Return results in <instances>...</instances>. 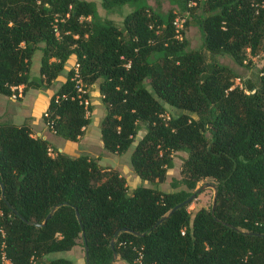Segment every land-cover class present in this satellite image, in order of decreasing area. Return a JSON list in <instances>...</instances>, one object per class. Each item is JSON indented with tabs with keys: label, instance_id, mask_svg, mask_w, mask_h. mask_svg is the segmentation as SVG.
Wrapping results in <instances>:
<instances>
[{
	"label": "trees",
	"instance_id": "trees-1",
	"mask_svg": "<svg viewBox=\"0 0 264 264\" xmlns=\"http://www.w3.org/2000/svg\"><path fill=\"white\" fill-rule=\"evenodd\" d=\"M173 2L178 10L163 12L147 0H101L106 12L128 8L115 22L91 0H0V93L19 97L12 86L28 85L37 49L46 82L73 55L85 87L95 84L104 104L105 150L133 144L134 173L153 183L165 180L173 152L186 154L174 190H129L122 174L94 158L0 123V253L3 246L13 264H72L54 253L78 237L85 264H110L114 251L128 264H264V63L240 86L215 57L242 63L247 48L264 53V0ZM190 23L210 60L189 46ZM72 74L46 110L53 133L76 141L91 105L75 96ZM205 177L215 181L213 210L191 213L189 201L169 213Z\"/></svg>",
	"mask_w": 264,
	"mask_h": 264
},
{
	"label": "rangeland",
	"instance_id": "rangeland-1",
	"mask_svg": "<svg viewBox=\"0 0 264 264\" xmlns=\"http://www.w3.org/2000/svg\"><path fill=\"white\" fill-rule=\"evenodd\" d=\"M94 1L96 8L99 10V13L104 17L111 18L115 22H120L122 18V14L128 10L127 7L121 9V11H111L106 12L101 7V0H91ZM149 4L153 7L158 8L159 10L165 12L168 9L172 8L173 10H178L175 2L173 0H147ZM178 17V16H177ZM185 36L188 39L189 46L191 48L201 49L205 59L210 60V53L208 50L201 47V36L198 30V27L194 23H190L189 26L184 30ZM71 55L65 62L63 68L59 71L58 75L54 79L53 82L41 81L39 79V74L37 70V65L39 64V53L35 51L31 57V64L29 68V83L28 85L38 84L42 87L49 88L50 93L52 94L55 91L59 84L65 79L66 72L68 69L72 68L75 64L74 56ZM216 59L222 63L227 65L232 69V71L236 74V76H240L241 79H234L235 83L241 84L246 80L254 81L258 75L259 68L264 63V53L260 50L251 53L249 48L245 51V58L242 63L236 62L232 57L227 54H218L215 56ZM34 92V101L32 104L36 105L38 100H41L43 96L32 89ZM88 101L89 105H91L90 109L87 111V115L89 116V123L87 125L85 134L80 138L79 142H71L69 141L68 146H64V153L73 156L74 153L77 154H86L91 158H94L102 167H108L110 169L118 171L122 174L127 182L128 188L136 186L138 184H143L145 186L153 187L158 190L163 191H172L173 188L170 184L172 179H179L182 174L180 172V166L183 158L185 157V152L175 151L172 153L173 158V166L167 171V175L164 181L153 183L149 180H141L133 171L130 164V153L133 149V144H131L126 150L120 153H112L105 150L102 146V142L100 139V128L99 122L102 115L105 113L104 104L101 101L100 94L96 85L94 87L89 86L87 88ZM99 97V98H98ZM17 98V97H16ZM0 99H4L7 104H9V98L7 95L0 93ZM28 98L26 97L25 100ZM29 101V99H28ZM30 103V102H29ZM2 102H0V105ZM31 104V103H30ZM30 104H26L27 108L32 107ZM1 110V108H0ZM167 112H171L173 114L179 112H186L183 109H170L167 106ZM193 115V114H192ZM6 114L2 115L5 117ZM0 121H7L5 118H1ZM68 142V141H67ZM83 143L91 144V148H84ZM89 151H86V150ZM214 179L211 177L202 178L197 182L196 188L194 191L201 187L200 192L196 194L194 198L190 201L188 205V210L193 213L199 207H209L212 204L213 196H214ZM183 186H178L180 188ZM65 257L72 261V264H85L84 262V250L82 247L81 239L77 238V243L69 250H63L54 253V257ZM128 264L123 259H120L118 256L113 261V264Z\"/></svg>",
	"mask_w": 264,
	"mask_h": 264
},
{
	"label": "crops",
	"instance_id": "crops-1",
	"mask_svg": "<svg viewBox=\"0 0 264 264\" xmlns=\"http://www.w3.org/2000/svg\"><path fill=\"white\" fill-rule=\"evenodd\" d=\"M36 51H38L39 53V64L37 65V70L39 74L41 51L39 49H37ZM92 87H94V84L92 85ZM19 89L21 91L18 98L11 97V95L10 96L7 95L10 101L9 104H7V102L4 99H0V102H2V104L0 105L1 108L0 120H2L1 118H5V120H7V121H0V123L6 122V123H13L15 125H25L30 129L32 136L46 139L48 143L51 144V147L53 149H57L58 151L64 152V146L70 145L69 141L71 140L61 138L56 134H54L53 132H51L45 126L44 119L42 116L43 112L47 108L49 96L51 95L49 88L42 87L41 85L38 84L27 85V86L21 84L19 85ZM32 89H34L36 92L40 93L43 96L41 100H38V103L36 105H34V103L32 104V101L35 102L33 96L34 92ZM26 97L29 99V101L28 99L25 100ZM26 104H30L32 107L27 108ZM4 114H6V116L2 117V115ZM86 128L87 126L85 127L84 133L76 141H71V142H79L80 138L85 134ZM83 145L84 148H91L92 146L91 144H87V143H83ZM86 151L89 150L87 149ZM76 155L79 154L74 153L73 156ZM133 187L129 188V190H131ZM118 264H120V262Z\"/></svg>",
	"mask_w": 264,
	"mask_h": 264
},
{
	"label": "built area",
	"instance_id": "built-area-1",
	"mask_svg": "<svg viewBox=\"0 0 264 264\" xmlns=\"http://www.w3.org/2000/svg\"><path fill=\"white\" fill-rule=\"evenodd\" d=\"M181 20L178 17H175L173 20V24L178 27L181 25ZM73 68V74L70 77V80L73 82V88L75 89L76 92V97L78 98L79 102L83 104V106L86 108V106L89 105V101L88 98L86 96H84L85 93H87V88L85 87L79 72L77 70V65L74 64ZM237 79H239L237 77ZM241 86V84H239ZM12 89H16L18 92L17 94L20 95V89H19V85L18 86H12ZM67 96L66 93H62L61 97H65ZM11 97H15L16 95L15 93L11 94ZM58 95L55 96V100L57 101L58 99ZM43 119H44V124L45 126L51 131L54 132L53 129V118L50 117V113L48 110H45L42 114ZM48 153L53 155L54 151L52 150L51 147H48ZM0 260L3 264H13L12 261L10 260V258L6 255L5 250L3 249V246L1 247V253H0ZM137 262L140 263L139 259H137Z\"/></svg>",
	"mask_w": 264,
	"mask_h": 264
},
{
	"label": "water",
	"instance_id": "water-1",
	"mask_svg": "<svg viewBox=\"0 0 264 264\" xmlns=\"http://www.w3.org/2000/svg\"><path fill=\"white\" fill-rule=\"evenodd\" d=\"M200 190H201V187H199V188H197L189 197H187L185 200H183L182 202H180L179 204H177V205H175L170 211H169V213H171L173 210H175L177 207H179L180 205H182V204H184V203H187V202H189V201H191L192 200V198H194L195 196H196V194L198 193V192H200ZM214 197H215V187H214V196H213V201H212V210H213V207H214ZM52 212V211H51ZM51 212H49L48 214H47V216L46 217H48V216H50V214H51ZM76 216L78 217V213L76 212ZM163 219V218H162ZM40 224H43V222L42 223H38V225H40ZM113 244V242L111 241V245ZM116 256H117V254H116V252L114 251L113 252V255H112V260H111V262H110V264H113V261H114V259L116 258ZM85 258H86V250H85Z\"/></svg>",
	"mask_w": 264,
	"mask_h": 264
},
{
	"label": "bare ground",
	"instance_id": "bare-ground-1",
	"mask_svg": "<svg viewBox=\"0 0 264 264\" xmlns=\"http://www.w3.org/2000/svg\"><path fill=\"white\" fill-rule=\"evenodd\" d=\"M76 95V94H75ZM89 98V97H88ZM99 98V97H98Z\"/></svg>",
	"mask_w": 264,
	"mask_h": 264
}]
</instances>
